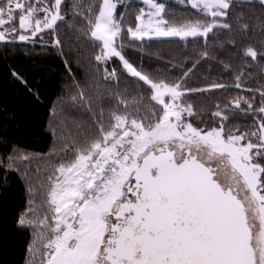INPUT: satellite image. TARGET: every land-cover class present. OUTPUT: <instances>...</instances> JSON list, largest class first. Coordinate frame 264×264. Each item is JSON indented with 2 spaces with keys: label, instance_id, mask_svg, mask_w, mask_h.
Returning a JSON list of instances; mask_svg holds the SVG:
<instances>
[{
  "label": "snow or ice",
  "instance_id": "1",
  "mask_svg": "<svg viewBox=\"0 0 264 264\" xmlns=\"http://www.w3.org/2000/svg\"><path fill=\"white\" fill-rule=\"evenodd\" d=\"M122 2L0 0V43L35 42L37 37L47 43L41 35L47 33L51 46L61 49L59 28L71 12L75 23L68 27L99 48L95 61L119 58L148 93L129 99L127 89L117 92L115 107L105 112L103 107L97 111L76 84L70 99L90 114L91 126L73 121L75 132L66 126L60 159L41 185L47 189V207L40 218L32 215L37 189L27 187L28 208L17 218L19 226L33 232L25 264H264V86L245 88L241 69L233 86L253 95L217 104L210 114L214 126L200 120L187 100L190 94L228 87L212 82L190 88L187 80L200 60L212 58L206 50L210 34L232 31L233 10L252 0H178L195 10L179 22L165 3L141 0L144 7L127 27L124 13L117 15ZM258 3L264 8V0ZM243 19L241 10L234 22L247 33ZM260 26L264 35V21ZM125 36L142 42L202 38L205 50L169 80L134 66L123 54ZM243 56L264 59V41L259 50L244 48ZM221 63L231 70V64ZM104 73L105 80L117 78L115 69ZM10 74L39 98L18 70ZM240 116L251 122L228 129ZM14 153L6 158L10 170L32 158L22 150ZM55 155L53 150L49 159Z\"/></svg>",
  "mask_w": 264,
  "mask_h": 264
},
{
  "label": "trees",
  "instance_id": "2",
  "mask_svg": "<svg viewBox=\"0 0 264 264\" xmlns=\"http://www.w3.org/2000/svg\"><path fill=\"white\" fill-rule=\"evenodd\" d=\"M163 2L172 10L171 16L178 22L181 17L191 16L195 12L180 5L178 0ZM140 7H144L141 0H123L118 6L117 15L124 13L125 27L135 24ZM241 10L244 13L242 22L249 24L247 33L239 32L234 22L235 15ZM261 21H264V8L258 0H252L251 4H243L233 10V18L228 21L233 23L232 31L220 30L216 35L210 34L206 50L212 58L200 60L187 80V87L190 88H202L212 82L228 85L225 89L194 93L187 97L200 120L206 121L208 126H214L210 114L217 104L222 107L237 95H253L233 86L234 77L241 69L245 73V88L264 86V59L254 62L243 56V50L248 46L258 50L262 47L264 35L261 34ZM74 23L69 12L66 22L59 28L61 49L51 46L52 36L47 33L41 34L47 43H41L39 37L35 38V42L0 43V264H25L33 232L30 228L19 226L17 218L28 208L27 187L32 184L37 189L32 215L40 218L47 207L44 204L47 189L41 185L46 184L45 177L51 171L50 165L60 159L59 150L65 142L61 137L67 138L68 135L66 126L72 128L73 132V121L83 122L85 127L91 126L90 114L79 105H73L70 99L77 91L76 84L84 90L97 111L103 107L107 112L115 107L113 97L117 92L123 94L125 89L129 99L136 93L148 96L145 89L140 87L142 82H137L123 69L119 58L112 57L98 64L94 57L99 48L93 47L88 37L68 27ZM124 43L123 54L134 66L169 80L179 77L183 70L200 59V53L205 50L202 38L194 41L191 37L187 41L180 38H146L142 42L132 41L125 36ZM221 61L231 64V70L226 71ZM105 68L109 72L115 69L117 78L105 80ZM12 69L18 70L29 80V86L39 92L38 99L12 78ZM191 119L197 126H203L196 117ZM250 122L251 117L240 116L231 120L228 129L237 124L243 127ZM17 149L30 154L32 158L30 161H17L18 170H10L6 158L14 155ZM53 150H56V155L49 159ZM25 172L29 176H25Z\"/></svg>",
  "mask_w": 264,
  "mask_h": 264
},
{
  "label": "rangeland",
  "instance_id": "3",
  "mask_svg": "<svg viewBox=\"0 0 264 264\" xmlns=\"http://www.w3.org/2000/svg\"><path fill=\"white\" fill-rule=\"evenodd\" d=\"M159 2L164 3L163 0H162V1L159 0ZM165 38H179V37H165ZM30 42H31V41H30Z\"/></svg>",
  "mask_w": 264,
  "mask_h": 264
}]
</instances>
